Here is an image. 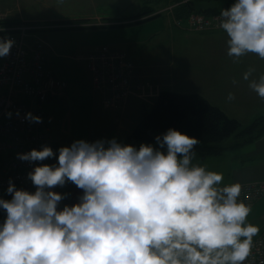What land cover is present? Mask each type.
Here are the masks:
<instances>
[{
    "label": "clouds",
    "instance_id": "clouds-1",
    "mask_svg": "<svg viewBox=\"0 0 264 264\" xmlns=\"http://www.w3.org/2000/svg\"><path fill=\"white\" fill-rule=\"evenodd\" d=\"M219 26L229 56L264 59V0H233ZM14 43L0 36V57ZM254 72L249 67L243 79L264 98V73ZM25 118L42 121L31 110ZM199 143L169 127L139 146L116 137L60 146L58 162L28 172L34 191L10 178L11 198L0 196V264H245L260 226L248 220L252 205L240 198L241 182L222 184L223 172L197 162ZM53 155L48 144L17 153L30 162ZM68 181L83 192L59 207L66 194L54 186Z\"/></svg>",
    "mask_w": 264,
    "mask_h": 264
},
{
    "label": "crops",
    "instance_id": "crops-1",
    "mask_svg": "<svg viewBox=\"0 0 264 264\" xmlns=\"http://www.w3.org/2000/svg\"><path fill=\"white\" fill-rule=\"evenodd\" d=\"M35 1L41 2L44 5L47 4V0ZM13 2H15V0ZM13 2L8 4V2L5 3L0 1V10L3 11L9 9L11 11L10 14L7 13L9 16H18L23 21L35 22L95 17L100 19L104 16H117L119 14L126 15L135 12H112V10L101 12V10H94L85 15L79 16H36L35 12H23L21 7H12ZM150 21L151 20L143 22L141 23L142 25L136 24L119 28L74 27L69 26L71 24L66 23L63 25L68 26L52 28L61 31L58 30L46 33L42 32L43 30H37L26 36L25 42L27 48H32L34 46L33 41L34 38L36 39V35L42 40H45L47 67H49L55 78L66 82V88L62 94L49 96L47 101L43 104L46 115L45 124L50 136H52L51 140L54 144L53 149L55 154L58 152L57 150L60 146L70 145L75 139L79 138L92 141L98 138L116 137L118 140L128 143L129 133L142 113L148 110L149 104H153L159 91L162 89H170L157 87L155 90H147L145 87L146 77L140 76L138 69L133 67L131 74L132 77L130 76V90L123 105L116 109H108L104 107L101 102L104 92L93 89L91 85L89 73L86 68L85 56L95 46L101 44H107L110 48L117 51L125 50L128 53V51L131 50L129 47L139 45V43L144 40V36L152 34V31L159 32L160 30H163L160 28L163 25L160 24L157 27H155V25L150 26ZM87 24L89 25V22L85 23V25ZM97 24H101V21H97ZM221 30L222 29H209L198 32L184 28H176L168 24L167 31L172 37H175L176 35L194 36L195 33L199 34L198 37H212L218 34V31ZM253 62L255 63V60H253ZM195 66L197 65H189L191 68ZM144 89L146 91H144ZM198 92L200 93V91ZM227 96L225 99H227ZM238 99L239 98H237V100ZM230 101L234 102V99ZM215 105L220 107L216 101ZM131 107L137 111L136 115L130 114L129 110ZM221 109L225 111L224 108ZM108 113L111 116H107ZM263 114L264 98L259 100V105L251 120ZM102 119H105V122H102ZM94 124L97 126V129L93 126ZM109 124H111V126ZM247 124L241 126L244 127ZM220 144L224 148L219 154L203 156L197 152L196 153L198 157L197 162L206 163L208 167L223 172L222 184L235 181L245 182L264 180V132L257 136L253 141L247 143H242V136L235 133L224 139ZM53 160L54 156H51L47 157L44 161H41V163H54ZM68 188L71 189L69 197L70 203H76L80 194L83 192V189L78 188L73 182L68 181L63 186L57 187V191L66 194ZM27 189H30V191L35 190V185L32 181L27 186ZM259 199L252 205V207L257 205ZM5 216L6 210L1 209L0 222L4 220ZM261 229L262 225L260 226V230Z\"/></svg>",
    "mask_w": 264,
    "mask_h": 264
},
{
    "label": "built area",
    "instance_id": "built-area-1",
    "mask_svg": "<svg viewBox=\"0 0 264 264\" xmlns=\"http://www.w3.org/2000/svg\"><path fill=\"white\" fill-rule=\"evenodd\" d=\"M177 4L165 6L161 11L170 13ZM6 17V13L0 10V36H10L15 43L9 54L0 57V194L8 193L6 189L10 178L18 188H23L31 181L28 172L36 162L22 160L17 153L33 147L40 148L43 144L52 147L43 104L49 96L60 95L66 88V82L55 78L47 67L45 40L36 35L32 48H27L25 42L31 32L52 26L1 22ZM185 21L195 30L221 28L220 12L210 15L193 12L185 20L177 19L176 25ZM85 62L92 87L104 92L101 100L103 106L116 109L122 105L128 94L130 79L129 64L124 55L101 45L85 56ZM9 110L11 116L6 114ZM29 110L42 116V121L29 122L25 118ZM241 184L240 198L251 205L264 195V180L245 181ZM245 264H264V226L254 236L252 252Z\"/></svg>",
    "mask_w": 264,
    "mask_h": 264
},
{
    "label": "rangeland",
    "instance_id": "rangeland-1",
    "mask_svg": "<svg viewBox=\"0 0 264 264\" xmlns=\"http://www.w3.org/2000/svg\"><path fill=\"white\" fill-rule=\"evenodd\" d=\"M0 1L11 4L14 0ZM141 2L142 0H47V4L44 5L35 0H15L12 7H21L23 12H35L36 16L59 17L85 15L94 10L136 11L140 8ZM4 11L9 14L11 12L9 9ZM92 19L91 23H97L100 20L98 17ZM150 23V26L155 25V27L163 25L160 27L163 30L152 31V34L144 36V40L139 45L130 46L131 50L128 51L139 75L146 77V89L155 90L157 87H162L174 91H200L203 96L211 99L214 105L216 101L220 108H224L225 112L241 122V125L249 123L254 117L259 100L263 98L248 87V81L243 79V72L249 67H254V75L264 73V59L255 53H248L238 60L229 56L228 37L223 29L212 37H198V33L194 36L172 37L167 31L166 17L158 16ZM58 30L48 28L42 32ZM189 65L197 66L191 68ZM234 80L236 83H233ZM229 92L236 94L234 102L225 99ZM151 105L149 104L148 109ZM129 112L133 115L137 114L133 107ZM107 116L111 115L108 113ZM102 122H105V119H102ZM93 126L97 129L95 124ZM60 186H54V190L57 191V187ZM248 219L254 224L264 226V196L259 199L255 207H252Z\"/></svg>",
    "mask_w": 264,
    "mask_h": 264
},
{
    "label": "trees",
    "instance_id": "trees-1",
    "mask_svg": "<svg viewBox=\"0 0 264 264\" xmlns=\"http://www.w3.org/2000/svg\"><path fill=\"white\" fill-rule=\"evenodd\" d=\"M232 2L233 0H142L140 8L135 12L126 15L104 16L100 18L103 21L101 24L85 25V23L91 22L92 18L58 19L45 22L52 24L54 27L69 23L76 24L74 27L84 25L83 27L85 28H119L141 24L158 16H164L167 19V24L176 28L201 32L206 30L192 29L186 21L181 25H176V20H185L193 12H201L206 15L218 13L221 12L223 7L230 6ZM174 3L178 4L170 13L161 11L165 6ZM1 22L16 24L23 22V20L18 16H9L7 20ZM25 22L30 23V21ZM106 46L111 51L124 55L129 64V74L131 76L134 65L128 53L125 50L117 51L110 48L107 44ZM169 127H176L190 135L197 136L200 139V143L195 146V150L200 155L205 156L221 153L224 147L220 143L235 133L242 136V143L253 141L264 132V114L259 115L252 122L242 127L236 118L230 117L199 92H179L171 89H162L150 109L142 113L132 128L128 135V141L137 146L141 142H155V135L165 132ZM51 139L52 136H50V141H52ZM51 143L53 144V141ZM24 188L27 189V187ZM70 193L71 189L68 188L59 207L64 204L71 205L69 201ZM0 196H4V194L1 193Z\"/></svg>",
    "mask_w": 264,
    "mask_h": 264
},
{
    "label": "water",
    "instance_id": "water-1",
    "mask_svg": "<svg viewBox=\"0 0 264 264\" xmlns=\"http://www.w3.org/2000/svg\"><path fill=\"white\" fill-rule=\"evenodd\" d=\"M54 160H55L56 162H58V152H57L56 155L54 156Z\"/></svg>",
    "mask_w": 264,
    "mask_h": 264
},
{
    "label": "bare ground",
    "instance_id": "bare-ground-1",
    "mask_svg": "<svg viewBox=\"0 0 264 264\" xmlns=\"http://www.w3.org/2000/svg\"><path fill=\"white\" fill-rule=\"evenodd\" d=\"M1 162H2V161H1V158H0V164H1Z\"/></svg>",
    "mask_w": 264,
    "mask_h": 264
}]
</instances>
